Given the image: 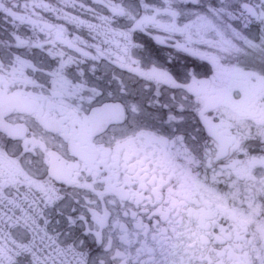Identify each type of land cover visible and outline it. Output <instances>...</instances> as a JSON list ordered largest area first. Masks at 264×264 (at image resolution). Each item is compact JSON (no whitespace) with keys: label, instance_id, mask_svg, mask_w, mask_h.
<instances>
[{"label":"snow or ice","instance_id":"6c2138e0","mask_svg":"<svg viewBox=\"0 0 264 264\" xmlns=\"http://www.w3.org/2000/svg\"><path fill=\"white\" fill-rule=\"evenodd\" d=\"M0 264H264V0H0Z\"/></svg>","mask_w":264,"mask_h":264}]
</instances>
